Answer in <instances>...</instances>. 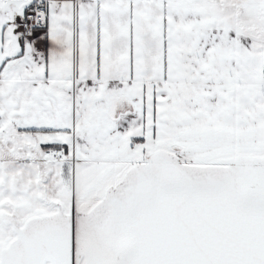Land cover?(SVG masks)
<instances>
[{"label":"snow or ice","instance_id":"snow-or-ice-1","mask_svg":"<svg viewBox=\"0 0 264 264\" xmlns=\"http://www.w3.org/2000/svg\"><path fill=\"white\" fill-rule=\"evenodd\" d=\"M0 264H264V0H0Z\"/></svg>","mask_w":264,"mask_h":264}]
</instances>
